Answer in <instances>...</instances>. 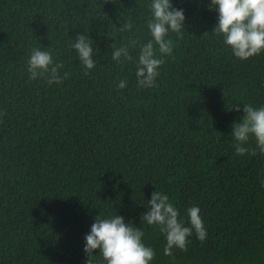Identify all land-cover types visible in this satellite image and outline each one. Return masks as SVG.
Listing matches in <instances>:
<instances>
[{
    "label": "trees",
    "instance_id": "16d2710c",
    "mask_svg": "<svg viewBox=\"0 0 264 264\" xmlns=\"http://www.w3.org/2000/svg\"><path fill=\"white\" fill-rule=\"evenodd\" d=\"M148 2L0 0V264H85L84 234L116 213L143 228L152 264H264V154H237L231 136L243 103L264 104V52L235 57L209 0H172L183 38L169 33L172 55L138 88L135 64L111 52L151 38ZM78 32L97 48L87 72L69 47ZM33 47L63 62L60 84L29 79ZM154 190L186 222L198 205L207 238L165 255L164 234L141 221Z\"/></svg>",
    "mask_w": 264,
    "mask_h": 264
},
{
    "label": "clouds",
    "instance_id": "9594fccd",
    "mask_svg": "<svg viewBox=\"0 0 264 264\" xmlns=\"http://www.w3.org/2000/svg\"><path fill=\"white\" fill-rule=\"evenodd\" d=\"M208 8L217 13L215 32L230 46L233 55L241 60L249 59L264 52V0H209ZM149 18L146 20L150 39L140 42L129 38L127 43L113 47L111 57L117 63L126 61L135 64V77L138 88L152 87L160 75L161 66L172 55L173 40L169 33L183 38L186 16L183 8L173 5L172 0H149ZM132 29V24L124 22L118 30L121 33ZM93 38L78 32L69 43L85 71L95 68L97 48H93ZM139 48L137 56L130 49ZM64 65L56 60L53 53L45 48L33 47L27 59L29 79L43 77L51 85L60 84L69 73L61 72ZM127 80H119L117 87L123 89ZM231 106L230 108H232ZM235 110L239 111L238 103ZM244 115L233 121L231 136L237 154H264V104L253 106L243 103ZM254 139L255 147L246 146ZM148 207L141 215V221L158 227L164 234V254L171 255L174 248L186 249L193 233L200 241L207 238V228L198 205H191L185 216L169 195L154 190L147 200ZM144 230L126 220L119 213L107 216L97 215L84 234L83 250L87 255L85 264H152L155 249L144 242ZM98 249L100 259L95 258Z\"/></svg>",
    "mask_w": 264,
    "mask_h": 264
}]
</instances>
